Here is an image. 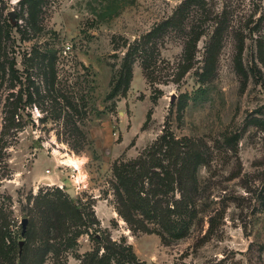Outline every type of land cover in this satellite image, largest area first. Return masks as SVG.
<instances>
[{"label": "rangeland", "instance_id": "rangeland-1", "mask_svg": "<svg viewBox=\"0 0 264 264\" xmlns=\"http://www.w3.org/2000/svg\"><path fill=\"white\" fill-rule=\"evenodd\" d=\"M183 1L0 0V131L6 101L19 99L15 135L0 152V264H54L52 248L64 264H80L86 252L103 251L98 233L129 244L142 264L223 254L264 264V130L256 121L264 119V68L255 40L264 0H232L239 47L231 26L211 39L223 0H186L178 11ZM163 133L178 141L168 157L179 167L198 159L186 177L196 188L184 191L189 210L170 216L172 229L185 225L177 238L133 205L124 207L127 220L120 204L122 174L135 177L145 210L158 197H180L177 188L156 193L128 164ZM45 192L82 210L77 236L69 214L61 234L49 226L36 202Z\"/></svg>", "mask_w": 264, "mask_h": 264}, {"label": "trees", "instance_id": "trees-1", "mask_svg": "<svg viewBox=\"0 0 264 264\" xmlns=\"http://www.w3.org/2000/svg\"><path fill=\"white\" fill-rule=\"evenodd\" d=\"M192 1L195 3L200 2V0H187ZM224 4L222 6V11L216 16V26L212 32V41H216L220 39L222 35V29L231 26V31L233 35L238 40V47L241 44L239 39H242L244 36L243 28L237 27L233 29L232 22L230 18L233 14V4L232 0H223ZM186 0H184L179 6L178 11L184 8ZM249 32V29H248ZM255 40L257 41V58L261 63V66L264 68V32L255 33ZM208 60V57H207ZM208 68L203 69V74L207 71ZM259 71V69H256ZM241 75L245 76V71L240 67L239 69ZM206 74V73H205ZM245 79V78H244ZM19 104L18 98H13L11 100L6 101V105L4 108V115L2 117L3 123L2 128L0 131V152L1 149L7 146L8 136L15 135L14 128L17 126L18 114L17 109ZM257 123L263 128L264 130V119L256 117ZM166 133L161 134L153 144L141 152L137 159L133 161H129V165H136L140 167L141 171V180L144 176H146L147 180L151 185L154 187L155 190H158L156 193L159 194L161 192L165 195L168 189L177 188L180 192V197L178 199L173 200L171 199H162L161 197L156 198L154 201L151 200V206L153 211L145 210V206L142 203H138L136 201L137 197L133 195L132 184L135 183V177H128L125 174L120 176V181L122 185V189L125 192V196H122L120 201L122 211L125 212L124 217L127 220H130L129 215L126 213L124 207L128 205H133L132 207H138L143 211L141 213H147L150 217H159L158 221L163 226V229L169 236L173 237H180L185 232V225H181V229H172L171 226L173 225L172 222H176V220L172 219L170 216L171 214H181L188 211V203L192 202V199L185 198L186 193L184 191H196L194 182L186 183V177L191 178L193 177V170L196 168L195 165L197 164L196 158L192 161L190 160L188 164L183 163V167H179L177 163L173 160H170L169 150H173L174 146H176L177 140H174L173 137L169 136V139H164ZM178 146V145H177ZM180 152V151H179ZM179 152L175 155L179 158ZM163 154V157L167 159V164H164L163 157L160 160L158 157H155V154ZM171 161V162H170ZM158 167L160 170L157 172L155 168ZM173 174H170V172ZM184 171L188 172V175H184ZM183 172V173H182ZM173 182L174 186L171 187L169 184ZM264 187V186H263ZM37 204L39 205V211L44 215V218L48 221L49 226L54 228L57 231V234H61V230H67V224L65 223L64 216L69 214L70 217L73 218V224L75 230L72 232V237L77 236L80 233V229L78 226L84 225L87 222L86 217L82 214V210L77 207V205L71 201L66 194L62 195V198L59 201H55L48 197L45 193L41 194L39 198L36 200ZM162 202V203H161ZM179 220L182 218H178ZM213 218H209L210 228L212 227ZM97 232V231H95ZM57 235V236H58ZM53 239L56 235L52 236ZM100 242H103L102 248L103 251L99 253L97 248L86 252L82 258L80 264H142L140 260L136 257V255L132 252L131 247L129 244H126L122 241H116L111 239V237H103L100 233L96 235ZM51 249V247H49ZM20 249V246H19ZM28 249V248H27ZM28 251L25 249L20 252V260L24 261L28 257ZM52 252L55 255L54 264H64L58 258V253L52 248ZM234 261L229 260L228 254H223L221 257H215L210 259L202 264H233ZM172 264H185V263H172Z\"/></svg>", "mask_w": 264, "mask_h": 264}, {"label": "water", "instance_id": "water-1", "mask_svg": "<svg viewBox=\"0 0 264 264\" xmlns=\"http://www.w3.org/2000/svg\"><path fill=\"white\" fill-rule=\"evenodd\" d=\"M15 14H16V12H14L12 10H10L8 12V15L11 17V19H15ZM65 191L68 193V195L70 197H73V195H74V189H73V187H67L65 189ZM27 222H28V217L24 216V217L21 218V221H20V223H21V234H23L25 232ZM22 243H23V239H20L19 240V246H20L19 252L21 251Z\"/></svg>", "mask_w": 264, "mask_h": 264}, {"label": "bare ground", "instance_id": "bare-ground-1", "mask_svg": "<svg viewBox=\"0 0 264 264\" xmlns=\"http://www.w3.org/2000/svg\"><path fill=\"white\" fill-rule=\"evenodd\" d=\"M69 162H70V164H73L74 162L73 161H71V160H68ZM77 166V165H76Z\"/></svg>", "mask_w": 264, "mask_h": 264}]
</instances>
